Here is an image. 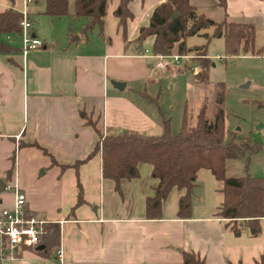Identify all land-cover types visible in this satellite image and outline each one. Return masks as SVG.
<instances>
[{
    "label": "crops",
    "instance_id": "crops-1",
    "mask_svg": "<svg viewBox=\"0 0 264 264\" xmlns=\"http://www.w3.org/2000/svg\"><path fill=\"white\" fill-rule=\"evenodd\" d=\"M119 1L107 0L104 36L94 29L87 38L76 33L68 43L70 18L45 14L44 0H0V11L9 6L26 10L32 32L44 43L25 57L19 50L0 53V179L6 184L0 190V210L13 205L16 188L25 195L28 214L59 224V244L51 257L22 248L14 258L0 256V264H169L181 261L182 250H193L206 264H256L264 254V216L257 235L246 230L234 234L228 220L215 214L223 199L222 181L210 170L197 172L190 217H177L183 189L174 187L162 204L160 218L148 219L145 198L156 184L149 163L140 162L139 175L122 179L117 192L113 181L101 175L99 153L85 159L99 134L162 132L155 112L143 110L125 91L153 102L146 91L154 79L156 56L149 51L153 38H146L139 49L132 41L147 25L153 8L165 0L129 1L133 16L126 22L127 45L113 13ZM224 1L222 6L218 0H189L214 21L252 25L246 52L253 54L258 48L264 61V0ZM68 8L73 11V0H68ZM80 23L73 21L75 26ZM5 38L20 45L19 35ZM111 81L125 85L118 89ZM132 83L142 84L144 90ZM256 105L264 114V97ZM87 119L96 122L97 131ZM232 131L264 141V124L257 130L260 137L250 127ZM34 141L57 163L35 146H19ZM260 164L262 173L248 174L264 178V151ZM225 173L231 176L227 161ZM78 183L84 202L70 212ZM59 247L61 261L56 256Z\"/></svg>",
    "mask_w": 264,
    "mask_h": 264
},
{
    "label": "trees",
    "instance_id": "trees-1",
    "mask_svg": "<svg viewBox=\"0 0 264 264\" xmlns=\"http://www.w3.org/2000/svg\"><path fill=\"white\" fill-rule=\"evenodd\" d=\"M9 1L12 3L14 0ZM129 1L120 0L113 12L122 27L125 45L129 43L125 34L126 22L133 16L128 8ZM106 4L107 0H73V11L70 12L68 0H44V13L52 18L62 16L70 18L67 41L71 43L75 40L76 33L87 38L94 29L98 35L104 36ZM218 4L223 6L225 1L218 0ZM21 18V12L12 6L0 11V53L21 51V45H13L5 38L18 35ZM79 19L81 23L73 25V21ZM206 28H212V37L222 38L228 55H236L240 49L246 52L254 34L252 25L214 21L199 12L189 0H165L153 8L147 25L139 28L138 35L132 42L139 49L146 38L152 37L149 51L155 56L170 55L174 48L179 55L191 53V58L198 68L194 73L195 79L205 81L207 79L205 68L210 62L206 44L187 47L185 39ZM205 36L210 38L207 34ZM150 99L156 103V98ZM217 102L218 106L211 118H208L205 107L200 108L193 125L188 124L184 114L177 133L170 131L169 119L157 107V112L161 116V133L147 134L123 130L118 134H99L85 159L99 153L101 175L113 181L117 192H120L122 179H132L139 175L140 162L149 163L156 184L152 188V194L145 198V215L148 219L160 218L162 204L174 187L183 189L182 195L178 198L177 217H190L197 172L202 168L208 169L216 179L222 181L223 199L217 207L216 216L227 219L232 232L236 235L243 230L249 235H257L261 229L260 219L264 216V178L249 174L227 176L225 164L228 159L244 156L248 165L253 155L264 151V141L248 135H237L235 131L228 132L224 127L226 113L220 105L221 97ZM87 122L97 131L95 121L87 119ZM21 145L35 146L48 155L53 164L57 163L48 150L37 142L19 143V146ZM14 153L15 151L12 153V159ZM83 202L82 189L78 183L77 199L70 212ZM25 213L27 216H33L26 210ZM44 227L46 232L40 236V246L36 252L43 257H51L59 244V224L47 221ZM169 264L206 263L193 250H182L181 261ZM256 264H264V254Z\"/></svg>",
    "mask_w": 264,
    "mask_h": 264
},
{
    "label": "rangeland",
    "instance_id": "rangeland-1",
    "mask_svg": "<svg viewBox=\"0 0 264 264\" xmlns=\"http://www.w3.org/2000/svg\"><path fill=\"white\" fill-rule=\"evenodd\" d=\"M211 32L212 28H206L185 39L187 47L206 44V53L210 62L205 68L207 73L205 81L195 79L194 71L198 68L189 53L186 57L180 55L178 62H173L164 70L154 69V79L146 84V91L156 98L157 104L127 90L125 94L130 95L143 110L148 112L153 110L156 119L160 122L158 107L169 119L172 133L179 131L184 114L188 124L193 125L202 107H205L208 118H211L218 106L217 99L221 97L220 105L228 113L225 126L227 131L235 130L239 126L244 130L250 127L252 130L255 129L256 137H260L257 130L260 131L264 124V114L263 110L257 107L256 101L264 97V61L261 59L259 49L255 48L257 50L253 54L240 49L238 54L228 55L222 38L212 37ZM205 34L210 38H206ZM172 52L177 53L176 50ZM216 54L220 55V58H215ZM132 85L140 91L144 90V86L140 83H132ZM245 162L244 156L228 159V175L262 173L261 151L250 158L248 165Z\"/></svg>",
    "mask_w": 264,
    "mask_h": 264
},
{
    "label": "built area",
    "instance_id": "built-area-1",
    "mask_svg": "<svg viewBox=\"0 0 264 264\" xmlns=\"http://www.w3.org/2000/svg\"><path fill=\"white\" fill-rule=\"evenodd\" d=\"M20 12L22 18L19 23L20 30L18 35L20 37L21 53L25 57L28 52L44 46V43L33 34L32 22L28 17L27 11L23 10ZM180 57L177 53L156 55L153 68L164 70L171 66L173 62H178ZM24 205V193L15 188L13 205L0 210L1 257L14 258L18 249L29 247L36 251L40 246V236L46 232L44 224L47 221L34 216H27ZM56 256L60 261L62 260L63 251L60 247L56 250Z\"/></svg>",
    "mask_w": 264,
    "mask_h": 264
},
{
    "label": "water",
    "instance_id": "water-1",
    "mask_svg": "<svg viewBox=\"0 0 264 264\" xmlns=\"http://www.w3.org/2000/svg\"><path fill=\"white\" fill-rule=\"evenodd\" d=\"M111 83L113 84V86H115L118 89H122L125 85L124 82H119V81H111ZM245 85H247V84H245ZM5 187H6L5 182L0 179V190L4 189Z\"/></svg>",
    "mask_w": 264,
    "mask_h": 264
}]
</instances>
